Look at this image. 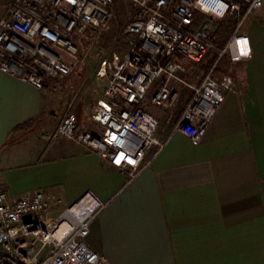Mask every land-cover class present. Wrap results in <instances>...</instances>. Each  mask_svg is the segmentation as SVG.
I'll return each instance as SVG.
<instances>
[{"label": "built area", "instance_id": "obj_1", "mask_svg": "<svg viewBox=\"0 0 264 264\" xmlns=\"http://www.w3.org/2000/svg\"><path fill=\"white\" fill-rule=\"evenodd\" d=\"M127 1L133 13L123 30L127 49L102 59L95 72L105 83L91 116L99 134L83 130L69 112L48 137L90 148L126 175L125 184L148 168L169 140L159 135V121L145 105L169 106L177 96L172 84L188 86L191 95L173 130L198 144L226 94L240 92L232 76H216L212 68L200 83H186L184 62L207 57L226 20L233 24L218 59L248 60L250 41L243 27L262 5V0ZM113 3L10 0L0 17V72L39 91L49 81L65 79L100 56ZM104 206L90 192L63 206L41 190L18 196L0 190V264H108L86 240Z\"/></svg>", "mask_w": 264, "mask_h": 264}, {"label": "crops", "instance_id": "obj_2", "mask_svg": "<svg viewBox=\"0 0 264 264\" xmlns=\"http://www.w3.org/2000/svg\"><path fill=\"white\" fill-rule=\"evenodd\" d=\"M243 31L251 57L213 72L232 76L240 92L226 94L198 144L173 130L179 109L163 116L145 105L169 140L128 184L83 144L35 143L31 136L51 127L48 100L0 72V190H41L63 206L92 193L105 206L86 240L108 264H264V0ZM78 115L84 130L99 134Z\"/></svg>", "mask_w": 264, "mask_h": 264}, {"label": "rangeland", "instance_id": "obj_3", "mask_svg": "<svg viewBox=\"0 0 264 264\" xmlns=\"http://www.w3.org/2000/svg\"><path fill=\"white\" fill-rule=\"evenodd\" d=\"M9 1L0 0L1 16L5 12ZM132 15V8L127 0H114L110 22L101 35L100 44L102 50L99 53L100 56L88 59L83 65L76 67L65 79L48 82V87L42 90V94L48 100L49 110L52 111V113L50 111L48 112L50 118L49 125L51 127H48L45 132L32 135L31 137H34L36 140L35 143L40 140V145H43L52 141L48 138L49 135L60 119L69 112L74 113L75 116H79L78 111H80V114L85 116V118H89L97 126L91 116L96 99L102 94L105 83L103 79L96 77L95 72L102 59L109 57L112 52L123 53L127 49V36L123 30L125 25L131 20ZM219 36L218 34L215 48L205 59H202L198 63L184 62L186 71L181 77L186 83H200L203 77L211 70L214 62L218 60L217 52L221 47V42H218ZM232 65L233 62L229 61L228 57H225L220 65L219 71L228 72L232 68ZM157 84L159 83L157 82ZM172 87L177 92L173 104L164 107H155L149 104L148 106L158 109L163 116L171 115V113H175L179 109L178 114L180 116L191 95V90L188 86L180 83H174ZM181 102H185L184 105L181 106ZM159 132L160 124L158 127ZM22 144V141H17L15 145L18 154L23 149Z\"/></svg>", "mask_w": 264, "mask_h": 264}, {"label": "trees", "instance_id": "obj_4", "mask_svg": "<svg viewBox=\"0 0 264 264\" xmlns=\"http://www.w3.org/2000/svg\"><path fill=\"white\" fill-rule=\"evenodd\" d=\"M232 24L233 23L231 22V20H226V21H224V24L220 26V30H219L220 36L218 37V39H219L218 42H221L220 43L221 47L225 43L226 37L228 36V34L232 28ZM225 57H227V56L222 55L217 61L214 62V64L212 65V72L219 71L220 65L222 64V61Z\"/></svg>", "mask_w": 264, "mask_h": 264}, {"label": "bare ground", "instance_id": "obj_5", "mask_svg": "<svg viewBox=\"0 0 264 264\" xmlns=\"http://www.w3.org/2000/svg\"><path fill=\"white\" fill-rule=\"evenodd\" d=\"M76 209V208H75Z\"/></svg>", "mask_w": 264, "mask_h": 264}]
</instances>
